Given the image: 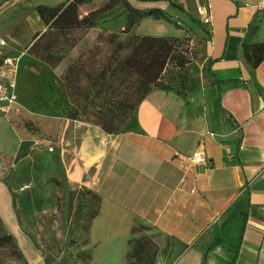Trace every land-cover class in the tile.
<instances>
[{
  "label": "crops",
  "instance_id": "crops-1",
  "mask_svg": "<svg viewBox=\"0 0 264 264\" xmlns=\"http://www.w3.org/2000/svg\"><path fill=\"white\" fill-rule=\"evenodd\" d=\"M63 1L0 0L1 53L18 63V100L7 113L0 110V119L24 107L20 71L26 62L10 53L1 32L24 11ZM196 2L211 23L201 21L205 51L186 65L183 93L153 89L134 114L137 127L123 133L73 119L60 125L56 118L57 150L53 145V152L27 156L16 144L20 169L26 165L31 177L12 189L22 210L14 242L27 245L29 253L20 247L31 264H45L29 228L54 206L60 184L52 178L81 188L85 212L98 211L103 249L121 237L119 264H264V57L253 55L264 44V12L256 10L257 0ZM126 20L125 14L119 22ZM251 27L257 31L247 56L243 44ZM211 59L219 82L207 73ZM197 150L206 152V163L192 162ZM0 187L1 199L12 204L2 178Z\"/></svg>",
  "mask_w": 264,
  "mask_h": 264
},
{
  "label": "rangeland",
  "instance_id": "rangeland-1",
  "mask_svg": "<svg viewBox=\"0 0 264 264\" xmlns=\"http://www.w3.org/2000/svg\"><path fill=\"white\" fill-rule=\"evenodd\" d=\"M174 2L182 11L170 7L169 13H172L171 15L181 28L165 20L146 18L132 27L131 32L139 35L177 38L175 41L177 50L187 59L197 60L204 54L206 41V32L202 30L204 26L201 24L197 2L196 0H174ZM103 4L102 0H97L89 6H84L82 11L84 13L89 8H96ZM109 14L112 17L108 20H102L97 27L76 34L80 41L55 67L29 53L35 35L46 29L33 9L26 10L21 16H17L11 24H6L5 29L1 32V35H4L8 41L10 53L18 54L20 57L24 56L26 59L23 69L20 71V98L23 100L24 107L18 106L17 109L10 112L11 114L0 119V178L5 181L10 189L16 186L17 181L31 177L26 165L20 169L21 164L15 150L16 144L20 146V152H25L27 156H31L41 149H49L51 145H54L57 150L55 141L59 134L55 137L53 129L54 125L56 127L58 123L55 124L53 120L60 118V125H62L66 119H70L68 111L72 107L62 79L63 74L71 62L96 44L100 33L103 31L122 32L124 30L125 24L121 25L119 20L125 16V12L122 9H117ZM187 15L190 19L186 18ZM186 20L190 22V25L187 24ZM122 37H126V34H123ZM102 55L99 54L98 58ZM162 80L166 84H174L175 86L180 84V69L176 63L169 62ZM134 114L126 124L125 130L137 127ZM24 157L26 156L24 155ZM56 157L57 154L54 156V163ZM67 167L72 172V166L69 162ZM18 170L16 177L11 180V176ZM71 175L85 181V177L82 175L74 173ZM58 178L63 180L61 173L58 174ZM70 192L77 195L82 193V189L76 185L68 184L64 180L61 181L59 191L55 193L52 209L40 213L35 219V225L29 228L47 257L52 264H60L62 261L65 264H119L117 250L122 244L121 237H118L117 242L113 241V245L110 243V246L103 249V218H98L95 221L98 214L97 210L85 212L84 201L81 199L82 206L79 208L78 199L75 196L73 217L76 219L79 209H81L82 219L80 222H75L74 219L71 221L67 218L65 210L69 207ZM1 196L3 195L0 187V216L12 233L14 240L4 238L0 241V264H21L17 246L21 248L22 245L25 250L28 248L25 244H15L14 241L17 238L13 232V225L19 220L22 210L16 196L12 195V198L16 199V208L8 199H1ZM10 225L12 226L10 227ZM26 251L29 253L28 250Z\"/></svg>",
  "mask_w": 264,
  "mask_h": 264
},
{
  "label": "trees",
  "instance_id": "trees-1",
  "mask_svg": "<svg viewBox=\"0 0 264 264\" xmlns=\"http://www.w3.org/2000/svg\"><path fill=\"white\" fill-rule=\"evenodd\" d=\"M95 1L97 0H66L53 6L46 4L35 6L34 10L46 29L35 35L29 53L55 67L80 41L76 34L97 27L102 20L109 17V13L122 9L127 19L124 30L100 33L96 44L71 62L62 77L72 104L68 117L98 125L106 133L119 134L127 131L124 129L126 124L153 89L176 90L177 93H183L187 83L186 65L193 60L187 59L177 50L175 46L177 38L139 35L131 32L132 27L146 18L165 20L177 25L169 13L170 7L180 9L174 0H102L103 5L89 8L83 13V7ZM148 3L153 5L139 6ZM188 17L187 15L186 18ZM186 22L190 25L188 20ZM202 30L207 34L205 29ZM256 31V27H251L245 37L243 44L245 55L250 47L249 41ZM123 34H126V37H122ZM99 54L103 55L98 58ZM253 55L261 60L264 57V44L259 45ZM169 62L176 63L180 69V84L176 86L166 84L162 80ZM213 63L214 60L211 59L207 73L215 82H219L216 73L212 70ZM52 181L60 184L57 178H52ZM9 190L11 195L17 197L12 189ZM75 196L79 208L82 206L80 194L70 192L69 219L80 222L81 209L76 219L73 217ZM12 205L14 208L17 207L14 197ZM29 236L35 246L42 251L45 264H52L36 238ZM4 238L14 239L0 216V241ZM16 243L18 245V242ZM17 253L21 264H31L19 246ZM60 264L65 262L62 261Z\"/></svg>",
  "mask_w": 264,
  "mask_h": 264
},
{
  "label": "built area",
  "instance_id": "built-area-1",
  "mask_svg": "<svg viewBox=\"0 0 264 264\" xmlns=\"http://www.w3.org/2000/svg\"><path fill=\"white\" fill-rule=\"evenodd\" d=\"M256 10L264 12V0H257ZM198 12L204 24L211 23V15L206 8L199 7ZM5 45L6 41L0 39V110L7 113L18 100V63L17 59L1 53V48ZM49 150L53 152L55 147L51 145ZM190 159L194 163H206L207 154L204 150H197Z\"/></svg>",
  "mask_w": 264,
  "mask_h": 264
}]
</instances>
